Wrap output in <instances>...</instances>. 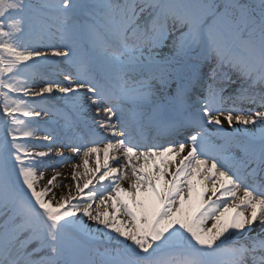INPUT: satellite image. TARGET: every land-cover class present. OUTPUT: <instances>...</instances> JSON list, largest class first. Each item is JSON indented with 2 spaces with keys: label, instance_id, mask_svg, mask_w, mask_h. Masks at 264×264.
Listing matches in <instances>:
<instances>
[{
  "label": "snow or ice",
  "instance_id": "snow-or-ice-1",
  "mask_svg": "<svg viewBox=\"0 0 264 264\" xmlns=\"http://www.w3.org/2000/svg\"><path fill=\"white\" fill-rule=\"evenodd\" d=\"M0 264H264V0H0Z\"/></svg>",
  "mask_w": 264,
  "mask_h": 264
},
{
  "label": "rangeland",
  "instance_id": "rangeland-1",
  "mask_svg": "<svg viewBox=\"0 0 264 264\" xmlns=\"http://www.w3.org/2000/svg\"><path fill=\"white\" fill-rule=\"evenodd\" d=\"M43 50V49H42ZM36 87H39L40 85L37 84L35 85ZM21 119H24V117H21ZM45 127H49L50 125H44ZM242 127V126H241ZM249 128H251V126H248ZM48 133L46 132H40L38 133L37 135L38 136H44V135H47ZM41 150H44L42 148H40ZM67 153H70V151L68 150H64V156H65V159H64V162H67L69 164H64L66 165L64 167V165L62 166H59L60 164H57L56 163V159L55 157H53L51 163L54 165V168L53 167H48L46 169H43V171L45 172V179L44 181L41 182L40 185H38V187L40 186H43L44 183L46 182V180L53 174V171H59L62 173V175L58 178V180L55 182L57 185H60V184H64V185H69V184H73L74 185V181H72L71 179V173L73 171V167L71 165H74V164H78L80 161V157L78 156V158L74 159L73 162H71V159H69L68 157H71L70 155H67ZM69 159V160H68ZM79 159V160H78ZM78 160V162H77ZM113 166H116V165H113ZM83 182V179H81V183ZM63 194H67V188H63ZM73 191H74V188H73ZM62 193V192H61ZM210 223V222H209Z\"/></svg>",
  "mask_w": 264,
  "mask_h": 264
},
{
  "label": "bare ground",
  "instance_id": "bare-ground-1",
  "mask_svg": "<svg viewBox=\"0 0 264 264\" xmlns=\"http://www.w3.org/2000/svg\"><path fill=\"white\" fill-rule=\"evenodd\" d=\"M214 130V129H213ZM38 151H41V149L39 148V149H37ZM72 155V153H70V156ZM74 155V154H73ZM73 158V157H72ZM75 158V157H74ZM77 158V157H76ZM55 159L57 160L58 158H56L55 157ZM79 160V159H78ZM78 160H77V162H78ZM80 162L78 163V164H80L81 163V159L79 160ZM57 162V161H56ZM57 164H60L59 166H62V165H64V164H69V163H67V162H63V163H58L57 162ZM89 165H90V167L91 166H93V161L92 160H90L89 161ZM66 165H64V167H65ZM72 167H73V165H71ZM80 171L81 172H83V168L81 167V169H80ZM125 186H127L126 185V183H125ZM54 191H56L57 192V196H59L60 194H61V192L63 193V190L62 189H54Z\"/></svg>",
  "mask_w": 264,
  "mask_h": 264
}]
</instances>
